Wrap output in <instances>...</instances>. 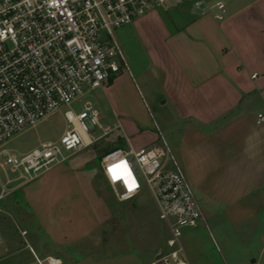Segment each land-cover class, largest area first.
I'll list each match as a JSON object with an SVG mask.
<instances>
[{
	"label": "crops",
	"instance_id": "obj_1",
	"mask_svg": "<svg viewBox=\"0 0 264 264\" xmlns=\"http://www.w3.org/2000/svg\"><path fill=\"white\" fill-rule=\"evenodd\" d=\"M210 1L221 20L185 3L122 27L121 70L101 91L123 141L162 145L184 176L218 264H264V0ZM198 243L185 242L188 264H204Z\"/></svg>",
	"mask_w": 264,
	"mask_h": 264
},
{
	"label": "built area",
	"instance_id": "obj_2",
	"mask_svg": "<svg viewBox=\"0 0 264 264\" xmlns=\"http://www.w3.org/2000/svg\"><path fill=\"white\" fill-rule=\"evenodd\" d=\"M189 3L198 16L221 20L224 5L210 0H0V167L28 184L54 166L120 129L100 126V114L89 103L75 114L72 103L120 73L121 53L112 31L153 11H169ZM66 130L23 154L4 148L13 138L61 112ZM258 116V122L263 121ZM96 130L101 134L93 136ZM162 145L116 148L99 162L100 172L119 201H134L146 188L167 229V252L151 264H188L181 243L183 231L202 219L184 176L167 168ZM124 163L119 177L108 171ZM134 184L131 191L125 184ZM8 191L0 183V199ZM31 264H61L54 257Z\"/></svg>",
	"mask_w": 264,
	"mask_h": 264
},
{
	"label": "rangeland",
	"instance_id": "obj_3",
	"mask_svg": "<svg viewBox=\"0 0 264 264\" xmlns=\"http://www.w3.org/2000/svg\"><path fill=\"white\" fill-rule=\"evenodd\" d=\"M121 28L112 31L116 40ZM85 103L104 116L100 126L115 125L101 90L86 94L70 109L77 114ZM63 111L20 133L4 148L23 154L57 140L66 130ZM120 133L113 131L20 187L18 181L7 184L16 176L0 167V183L8 191L0 199V264H31L32 253L38 259L57 258L61 264H135L167 252L168 232L148 190L143 188L134 201H119L100 172L101 158L118 148L119 139L128 146ZM100 134L96 130L93 136ZM200 225L183 231V249L185 242L189 247L199 240L204 264H218L214 221Z\"/></svg>",
	"mask_w": 264,
	"mask_h": 264
},
{
	"label": "snow or ice",
	"instance_id": "obj_4",
	"mask_svg": "<svg viewBox=\"0 0 264 264\" xmlns=\"http://www.w3.org/2000/svg\"><path fill=\"white\" fill-rule=\"evenodd\" d=\"M121 169H124V171L126 173V166L124 165L123 162H121L120 164L113 165L112 167H110L108 169V171L112 175V178L115 180L119 177V173H120ZM125 184L128 187L129 191H131L134 187V184L132 182H130L129 179H125Z\"/></svg>",
	"mask_w": 264,
	"mask_h": 264
},
{
	"label": "trees",
	"instance_id": "obj_5",
	"mask_svg": "<svg viewBox=\"0 0 264 264\" xmlns=\"http://www.w3.org/2000/svg\"><path fill=\"white\" fill-rule=\"evenodd\" d=\"M121 146H123V144H122V142H120V139H119V146H118V148L121 147Z\"/></svg>",
	"mask_w": 264,
	"mask_h": 264
}]
</instances>
